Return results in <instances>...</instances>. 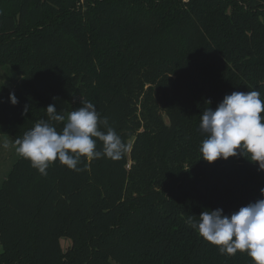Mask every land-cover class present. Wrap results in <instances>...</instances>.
Here are the masks:
<instances>
[{"label": "trees", "instance_id": "trees-1", "mask_svg": "<svg viewBox=\"0 0 264 264\" xmlns=\"http://www.w3.org/2000/svg\"><path fill=\"white\" fill-rule=\"evenodd\" d=\"M0 68L17 82L0 87V134L22 138L80 95L129 146L47 176L19 157L0 187V264H252L189 219L264 188L246 158L199 152L206 108L233 91L264 99V0H0Z\"/></svg>", "mask_w": 264, "mask_h": 264}, {"label": "clouds", "instance_id": "clouds-1", "mask_svg": "<svg viewBox=\"0 0 264 264\" xmlns=\"http://www.w3.org/2000/svg\"><path fill=\"white\" fill-rule=\"evenodd\" d=\"M9 101L13 106L18 103L14 93L9 94ZM81 103L82 107L67 114L58 112L55 103L49 104L48 119L39 120L15 140L16 154L29 161L40 175L47 176V169L57 161L69 170L81 171L78 165L82 158L119 161L127 153L129 146L108 118H101L92 102ZM262 113L264 99L258 90L233 91L224 96L215 110L206 108L199 123V131L205 136L199 148L200 160L211 164L240 155L264 172ZM57 124L63 125L59 131ZM189 224L222 255L246 253L252 264H264V188L260 189L258 200L230 215L224 214L223 209H206L198 221L190 218Z\"/></svg>", "mask_w": 264, "mask_h": 264}, {"label": "rangeland", "instance_id": "rangeland-1", "mask_svg": "<svg viewBox=\"0 0 264 264\" xmlns=\"http://www.w3.org/2000/svg\"><path fill=\"white\" fill-rule=\"evenodd\" d=\"M9 72L6 69L0 68V87H3V85H6V88L3 92H12L14 91L17 82H8ZM83 98L80 95H76L72 99V105H71V111L76 110L80 107H82ZM7 144L8 147L4 148L3 145ZM19 156L15 152V141L14 138L11 135H3L0 134V187L2 186L5 179H7L8 174L10 170L12 169L14 163L18 160ZM71 240L68 238H62L61 244L64 249H67V247L70 245ZM1 252V248H0Z\"/></svg>", "mask_w": 264, "mask_h": 264}, {"label": "built area", "instance_id": "built-area-1", "mask_svg": "<svg viewBox=\"0 0 264 264\" xmlns=\"http://www.w3.org/2000/svg\"><path fill=\"white\" fill-rule=\"evenodd\" d=\"M184 1H186V2H187V1H189V0H184Z\"/></svg>", "mask_w": 264, "mask_h": 264}]
</instances>
